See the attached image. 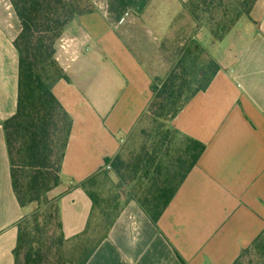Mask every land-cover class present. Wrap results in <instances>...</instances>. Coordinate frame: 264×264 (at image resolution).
I'll return each instance as SVG.
<instances>
[{"label": "crops", "instance_id": "obj_1", "mask_svg": "<svg viewBox=\"0 0 264 264\" xmlns=\"http://www.w3.org/2000/svg\"><path fill=\"white\" fill-rule=\"evenodd\" d=\"M90 1L95 12L71 22L55 44L69 81L53 92L73 120L55 190L66 239L83 234L91 218L80 185L111 172L106 159L141 127L153 99L150 62L189 0ZM21 30L10 0H0V264L15 263L18 225L31 213L13 191L2 127L17 106ZM206 34L199 42L219 71L171 122L205 152L157 224L135 200L124 203L86 264H234L264 232V0L223 41Z\"/></svg>", "mask_w": 264, "mask_h": 264}, {"label": "trees", "instance_id": "obj_2", "mask_svg": "<svg viewBox=\"0 0 264 264\" xmlns=\"http://www.w3.org/2000/svg\"><path fill=\"white\" fill-rule=\"evenodd\" d=\"M258 0H189L184 10L196 30L205 28L212 42L225 39L243 18H250ZM22 30L14 41L18 53V93L15 113L2 123L9 156L13 191L21 207L36 203L37 210L18 225L14 264H68L62 247L67 241L60 219L55 190L62 184V164L73 120L55 96L53 89L69 81L55 58V44L64 29L75 19L95 12L90 0H10ZM201 52L206 50L195 43ZM191 50L180 55L165 79H154L153 99L143 118H151L150 144H144L130 161L122 153L106 159L119 179L118 188H129L127 199L135 200L154 224H157L187 175L197 165L206 145L181 134L171 122L199 93L206 91L219 71L209 58L198 75L190 74L187 60ZM182 141L175 146V137ZM98 176V175H97ZM80 185L92 201L93 210L87 230L98 212L106 229L105 238L120 215L124 203L117 197L102 198L96 177ZM87 230L81 234L83 236ZM78 236V237H80ZM76 237V238H78ZM100 238V239H101ZM75 239V238H74ZM264 232L244 249L234 264H241L252 249L263 245ZM95 246L82 264H86ZM257 264H264L260 255Z\"/></svg>", "mask_w": 264, "mask_h": 264}, {"label": "rangeland", "instance_id": "obj_3", "mask_svg": "<svg viewBox=\"0 0 264 264\" xmlns=\"http://www.w3.org/2000/svg\"><path fill=\"white\" fill-rule=\"evenodd\" d=\"M171 28V33L159 46L158 59L155 58V61L150 62L154 64V66H151V71L155 75L153 78L165 79L180 59V55L189 49L191 50V55L187 60V65L190 74L197 80L195 86H198L200 83V80L198 81L199 72L208 65L209 58L207 51L203 53L194 48L195 43L199 45V40H204L203 35H205L206 29L200 28L196 30L191 16L185 10L174 19ZM206 35L205 37L210 39V34ZM152 129V120L146 117L141 127L135 132L134 138L125 146L122 152V157L126 161H130L141 150L144 144H150L149 135ZM182 140V137L177 135L175 137V146H178ZM110 173L112 171H105L98 174L96 177V188L102 198L117 197V200L123 204L127 199V191L129 188H118V182L113 183ZM29 206H31V215L37 210L38 205L34 203ZM105 231L106 229L101 221L100 215L96 212L95 218L92 220L87 232L83 236L65 242L61 254L67 260L68 264H82L88 252L100 240ZM262 242L263 245L260 248L252 249L243 257L241 264H257L260 255H264V239Z\"/></svg>", "mask_w": 264, "mask_h": 264}, {"label": "built area", "instance_id": "obj_4", "mask_svg": "<svg viewBox=\"0 0 264 264\" xmlns=\"http://www.w3.org/2000/svg\"><path fill=\"white\" fill-rule=\"evenodd\" d=\"M237 83V82H236ZM105 169L106 170H111L112 168H111V165L110 164H107L106 166H105Z\"/></svg>", "mask_w": 264, "mask_h": 264}]
</instances>
